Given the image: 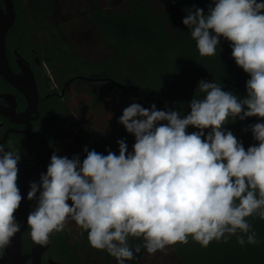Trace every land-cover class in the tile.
<instances>
[{"label": "clouds", "instance_id": "clouds-1", "mask_svg": "<svg viewBox=\"0 0 264 264\" xmlns=\"http://www.w3.org/2000/svg\"><path fill=\"white\" fill-rule=\"evenodd\" d=\"M212 5L207 14L188 11L182 23L201 57L214 56L221 38L230 42L232 58L250 77L246 96L201 80L186 116L155 104L132 103L123 110L118 122L135 137L131 152L123 139L117 141L119 155L85 147L82 162L54 152L40 184L30 183L27 193L29 201L36 200L27 217L34 244L47 246L69 222L117 264L134 259L141 247L154 254L187 245L189 237L202 247L233 237L241 247L260 243L248 218L264 220V123L250 126L258 144L247 150L224 126L237 118L264 119V0ZM189 126L199 131L188 133ZM20 160L11 141L7 150L0 144V250L21 229L14 215L23 199ZM129 238L142 244L133 247Z\"/></svg>", "mask_w": 264, "mask_h": 264}, {"label": "trees", "instance_id": "trees-1", "mask_svg": "<svg viewBox=\"0 0 264 264\" xmlns=\"http://www.w3.org/2000/svg\"><path fill=\"white\" fill-rule=\"evenodd\" d=\"M13 1L18 19L9 40L40 55L46 65L41 83L62 89L75 79L74 83L88 86L85 90L91 98L90 102L80 99V109L75 110L82 116L79 122L72 118L67 96L43 108L38 141L42 161H49L55 152L62 157L78 156L82 162L85 147L103 155L109 151L119 155L117 141L121 139L131 152L135 137L118 122L128 107L120 100L124 96H131L144 108L155 104L157 110H175L186 116L201 80L216 82L239 98L247 94L250 77L232 58L230 42L221 38L214 56L201 57L190 30L182 23L192 9L201 8L207 14L209 6H214L212 0H125L118 6L106 0H75L85 16L67 26L70 34L64 46L37 35L32 23L55 16L62 5L71 7L72 0ZM256 123H264V119L237 118L224 129L247 150L258 144L250 128ZM186 131L199 130L189 126ZM204 131L206 137L210 129ZM248 219L258 234V245L241 247L233 237L227 243L212 241L202 247L189 237L187 245L178 243L154 254L141 247L125 264H264V220ZM51 239V255L58 260L117 264L106 251L92 248L88 233L79 227L76 235L65 228ZM129 243L134 247L142 239L129 238Z\"/></svg>", "mask_w": 264, "mask_h": 264}, {"label": "flooded vegetation", "instance_id": "flooded-vegetation-1", "mask_svg": "<svg viewBox=\"0 0 264 264\" xmlns=\"http://www.w3.org/2000/svg\"><path fill=\"white\" fill-rule=\"evenodd\" d=\"M15 4V2H14ZM5 4L0 0V11H5ZM17 14L13 27L9 30L6 38V55L7 61L13 73L18 76L23 75L22 66H28L35 78V85L39 96L38 112L36 114L25 115L28 110V99L26 95L17 87L10 84L2 76H0V106L4 110V114H0V144L8 149V143L14 148L20 150L21 160L18 162V188L20 190L22 201L19 209L14 213L15 219L22 226L24 223L23 206L28 208V212L36 207V200L29 201L27 193L30 190V183L40 184V175L43 168L49 161H42L41 150L38 141L40 140V121L42 110L44 107L57 99L61 100L66 96L68 88L60 89L53 83H41V77L46 65L42 62L40 55L35 49L22 48L20 44L12 43L9 40L10 31L14 28L18 19V9L15 4ZM75 82V81H74ZM72 82V83H74ZM23 89L28 90L32 87V83H21ZM22 168V170L20 169ZM40 167H42L40 169ZM39 196V192L37 193ZM29 227L22 234L23 254H32L33 249L38 246L30 239ZM53 235V234H52ZM52 235L50 236L49 249L43 254L41 264H50L53 260L60 264H69L68 262L56 259L51 255L52 252ZM0 253V257L4 255L5 249ZM27 264H33L32 258H29Z\"/></svg>", "mask_w": 264, "mask_h": 264}, {"label": "water", "instance_id": "water-1", "mask_svg": "<svg viewBox=\"0 0 264 264\" xmlns=\"http://www.w3.org/2000/svg\"><path fill=\"white\" fill-rule=\"evenodd\" d=\"M5 4V11H0V76H2L6 81H8L13 86L20 89L28 99V110L25 115L36 114V119L39 117L38 105L39 96L37 92V87L35 85V78L31 69L23 65V75L18 76L13 73L9 63L7 61L6 55V38L9 30L13 27L16 21V11L15 4L13 0H2ZM75 79L70 80L66 85L67 88ZM21 83H32V87L28 90L23 89ZM0 114H4L3 108L0 106ZM22 170V168L20 167ZM24 210V223L21 226L20 232H18L12 240L9 247L5 248V253L0 257V264H27L29 258H32L33 264H41L43 254L49 249V244L47 246H36L32 254H23L22 249V234L28 228L27 217L28 208L23 206ZM50 264H60L56 261L50 260Z\"/></svg>", "mask_w": 264, "mask_h": 264}, {"label": "rangeland", "instance_id": "rangeland-1", "mask_svg": "<svg viewBox=\"0 0 264 264\" xmlns=\"http://www.w3.org/2000/svg\"><path fill=\"white\" fill-rule=\"evenodd\" d=\"M124 1L125 0H106V3H108L109 5L118 6ZM84 16L85 11L83 7L80 4L76 3L75 0H72L71 7L62 5L61 9L55 16L49 18H41L37 22L34 21L32 23V31L37 33V35L39 36L43 35L47 38H52L56 41L57 45L64 46L70 34L67 26L71 25L72 23H75L79 18ZM85 89H88V86L84 82H77L73 83L68 88L66 93L68 105L71 111H73L72 118L76 122L82 120V116L75 112L76 109H80V99L87 102L91 101V98ZM120 100H122V102H124L127 106H130L132 103H138L131 96H124ZM66 156L69 159L72 158V156ZM49 163L50 160L43 168V174H46ZM66 228L72 234L76 235L78 233V226L75 224V222H69Z\"/></svg>", "mask_w": 264, "mask_h": 264}]
</instances>
